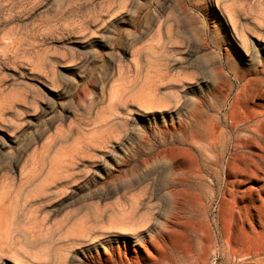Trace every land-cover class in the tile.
<instances>
[{"label":"rangeland","instance_id":"rangeland-1","mask_svg":"<svg viewBox=\"0 0 264 264\" xmlns=\"http://www.w3.org/2000/svg\"><path fill=\"white\" fill-rule=\"evenodd\" d=\"M0 264H264V0H0Z\"/></svg>","mask_w":264,"mask_h":264},{"label":"bare ground","instance_id":"bare-ground-1","mask_svg":"<svg viewBox=\"0 0 264 264\" xmlns=\"http://www.w3.org/2000/svg\"><path fill=\"white\" fill-rule=\"evenodd\" d=\"M129 198V197H128ZM133 200V199H132ZM139 200V199H138ZM132 202V201H131ZM136 205H137V203H136ZM124 207V206H123ZM133 207H135V204H134V206ZM133 207H132V209H133ZM129 209H131V208H129ZM97 210V209H96ZM121 211V210H120ZM130 211V210H129ZM129 212H127L125 215H127ZM124 215V216H125ZM123 216V217H124ZM132 216V215H131ZM143 217V216H142ZM122 218V217H121ZM127 218V217H126ZM129 218V217H128ZM128 220V219H127ZM124 222V221H123ZM114 224V223H113ZM144 224V223H143ZM132 225L133 224H131V227H132ZM120 226V225H119ZM119 226H118V228H119ZM122 226V225H121ZM126 226H130V225H126ZM144 226V225H143ZM112 227V226H111ZM135 228H137V227H135ZM140 228V227H139ZM121 229V228H120ZM122 229H124V227L122 228ZM135 233H137V232H135ZM89 238V237H88ZM135 240V244H137V245H139L141 248H143V249H145V244H144V242L141 240V239H139V238H135L134 239ZM148 245V244H147ZM134 251H135V249H134Z\"/></svg>","mask_w":264,"mask_h":264}]
</instances>
